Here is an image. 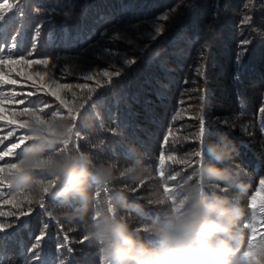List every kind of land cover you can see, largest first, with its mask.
<instances>
[{"label":"trees","instance_id":"trees-1","mask_svg":"<svg viewBox=\"0 0 264 264\" xmlns=\"http://www.w3.org/2000/svg\"><path fill=\"white\" fill-rule=\"evenodd\" d=\"M192 2L195 8L189 11L188 0H23L0 22L4 25L0 28V50L16 44L18 48L13 51H22L27 59H48L50 64L55 60L56 71L53 73L52 68L43 65L0 66V78L17 81L15 85H0V88L6 94L15 92L25 100V104L19 99L6 102L0 112L3 117L0 123L14 120L10 127L23 139L24 130L17 126L28 117L14 114L23 111L27 100L35 101L39 97L47 102L44 107L59 115H67L69 107L82 105L78 119L73 121L76 131L82 133V138H73L76 148L78 144L80 150L117 161L140 159L156 172L155 165L162 151L166 157L175 154L182 158L202 148L194 136L200 130L203 115L207 139L223 136L234 146L228 166L235 181L246 186L243 194L246 214L241 221L239 246L249 254L240 264H264L256 248L247 249L252 229L243 228L245 223H251L255 240L264 233V212L261 211L264 185L260 184L264 179V112H261L264 109V0ZM164 15L169 18L161 19ZM245 17L250 23L243 22ZM157 26L163 29L158 36L155 35ZM105 32L107 35H102ZM241 40L249 43L244 45L246 52L237 66L235 56ZM206 43L207 54L201 55L199 49ZM76 56L85 61L83 67L90 74H95L93 80L86 81L81 73L68 70L64 58ZM8 58L5 51V59ZM122 58L134 63H113ZM114 67L121 75L113 76L110 81L100 75L103 71H113ZM37 70L44 73L43 80L35 74ZM53 74L58 77L57 84L73 87L70 90L54 88L50 80ZM85 83L95 90L91 99H87V89L75 87ZM53 90L64 104L56 96L47 94ZM165 136H168L167 142ZM171 167L185 178L196 165ZM144 191L141 188L136 195ZM235 191L232 187L227 194ZM254 194L256 206L249 208ZM104 196L101 192L100 198ZM28 207L32 211L20 220L0 217V221L13 224L0 232L3 264H24L26 260L32 264H41V261L99 264L95 250L85 241L81 242L82 225L58 218V213L64 210L58 202L49 198L45 208L35 203L22 205L24 210ZM0 210L18 211L11 204ZM156 212V208L145 205L140 215L148 219ZM36 236L42 239L37 242ZM37 243L38 247L33 249Z\"/></svg>","mask_w":264,"mask_h":264},{"label":"clouds","instance_id":"clouds-1","mask_svg":"<svg viewBox=\"0 0 264 264\" xmlns=\"http://www.w3.org/2000/svg\"><path fill=\"white\" fill-rule=\"evenodd\" d=\"M41 119L30 125L18 166L4 180L16 197L58 202L64 209L58 218L82 225L99 264H240L246 186L228 166L235 148L225 137L207 139L197 150L207 159L197 158L189 177L166 187L173 177L162 179L140 159L117 161L76 148L69 116ZM232 187L235 193L227 194ZM145 205L157 209L148 219L140 215Z\"/></svg>","mask_w":264,"mask_h":264},{"label":"snow or ice","instance_id":"snow-or-ice-1","mask_svg":"<svg viewBox=\"0 0 264 264\" xmlns=\"http://www.w3.org/2000/svg\"><path fill=\"white\" fill-rule=\"evenodd\" d=\"M23 0H18L17 3L10 2V0H3L2 3H0V22H4L6 19V14L8 12L13 11L14 9L18 8L19 3H22ZM187 8L189 11H192L195 8V4L192 2V0H188L187 3ZM37 12H39V8H37ZM64 16L66 19H70L68 13H64ZM169 17L167 15H164L161 17L163 20H167ZM245 24L250 23V20L245 17L244 21ZM4 25L3 23H0V28H3ZM162 27L157 26L155 27V35H159L162 32ZM39 35V28H37V36ZM102 35H107V33H102ZM155 38V37H153ZM131 42V41H129ZM249 41L247 40H241L240 41V49L237 51V54L235 56V62L237 66L240 65L246 49H244V45L248 44ZM36 45L33 44V48H35ZM209 45L206 43L204 44L201 49H199L201 55H206L207 53L204 52L205 48H208ZM18 48L16 44H13L12 48H7L5 47L4 49L0 50V66H3L5 64H23L27 65L28 67H31L33 65H43L46 67H50L53 70V73L56 71V65H55V60L53 61L52 64L49 63L48 59H27L23 55L22 51H13V49ZM5 51L8 53V59H5ZM87 51V50H85ZM107 51V49H105ZM32 53H29V56H31ZM109 59H112V54L109 53ZM56 59H60L57 57ZM65 65L68 66V70H70L72 73H81L82 77L84 80H93L95 77V74H90V71L88 69H85L83 67L85 61L81 60L79 56L76 57H71V58H64ZM121 63L123 65H131L134 63L133 60L127 59V58H122L120 61H113V63ZM61 70H64V65L61 66ZM19 75V73H17ZM41 80L44 79V73H42L40 70H37L35 73ZM103 77L108 78L110 81L113 76H119L121 75V72L114 67L113 71H103L100 73ZM57 79L58 77L56 75H51L50 80H51V85L56 88V89H64V90H70L73 86L66 84V83H61L57 84ZM236 79H239V75L237 74ZM17 81L15 79H2L0 78V85H15ZM99 86V85H98ZM76 88L79 89H87L88 90V97L87 99H91V93H93L95 90L90 88L86 83L85 84H76ZM47 94H51L53 96H56L58 100H61V104H64V101L61 99V97L57 94L55 90L50 91ZM75 96V93H73ZM19 99V102L21 104H25V100L23 97H18V95L15 92L7 93L3 88H0V112L3 111V107L6 102L9 101H16ZM47 102L41 100L39 97L37 100H27L26 106L24 107L22 112H17L14 115L16 116H27L28 119L20 122L18 124V129L24 130V138L20 139L16 135V129H12L10 127L11 124L15 123L14 120H9L7 124H2L0 123V209L3 208L4 205L11 204L12 208L17 209L18 211H4L0 210V217H16L17 220H20L21 217L27 216L28 213L32 211L31 207H28L27 210H24L22 208L23 204L27 205H32L33 203L37 204L40 208H45V201L49 199V197H45L43 200L40 202H33L31 200H28L26 198H19L13 195L12 190L10 186L7 184L6 180H4V175L10 174L12 170L17 168V159L21 153V150L24 145L30 140L29 136V128L30 125L33 122H39L42 123L43 120L41 117H47L53 114L59 115L58 112L54 110H49L44 105H46ZM67 107V105H65ZM82 107L76 106V107H69L67 116H69L73 121H76L78 119L77 113L79 112V108ZM261 112H264V109H261ZM176 117H173L175 119ZM0 120H3V117L0 116ZM200 130L198 133L195 134L194 139L197 140L198 142L203 144L206 142L207 137H206V132L204 128V119L203 115L200 117ZM264 127V125H262ZM7 130V133H5V129ZM75 137L77 139L82 138V133L77 131ZM13 140H19V142H12ZM168 136H165V142H167ZM5 141H9L8 144H5ZM79 145L77 144V148ZM6 149V150H5ZM202 149V148H201ZM205 153L200 150V151H195L192 153H189L187 156L178 158L175 154H169L167 157L164 155V152L162 151L158 157V164L155 165L156 172L159 174V176L167 180L168 177H173L171 181L175 182L174 184H167L166 187H170L173 185H176L180 181L184 179V177L181 175V172L175 171L171 166L172 165H185L186 167H193L196 165L197 158L203 162L205 159ZM7 158V159H6ZM196 158V159H194ZM179 173L180 175H176ZM190 176V175H189ZM187 176V177H189ZM260 184L264 185V179L260 180ZM46 191V190H45ZM255 201H256V195H252L249 200V208H255ZM261 211L264 212V207L261 208ZM253 219H255V215L253 214ZM22 222V221H21ZM13 224L9 223L7 220L0 221V232H4L6 229L12 227ZM47 226V225H45ZM243 228L249 229L251 228L253 231V236L249 237L247 241V249L252 250L253 248H256L258 252L261 255V260L264 261V233L259 234V239L255 240L256 232L255 228L251 223H245L243 225ZM36 241L39 242L42 239V236H36L35 237ZM68 237L65 236V242H67ZM255 240V243L253 241ZM84 239L82 237L81 242H83ZM38 247V243L33 245V249ZM71 251V249H69ZM249 251H243L241 253V260L248 256ZM0 264H3V261L0 260ZM24 264H32L31 261H25ZM41 264H45L44 261H41ZM47 264H51V261H48Z\"/></svg>","mask_w":264,"mask_h":264}]
</instances>
